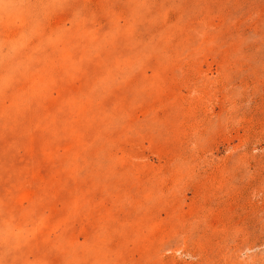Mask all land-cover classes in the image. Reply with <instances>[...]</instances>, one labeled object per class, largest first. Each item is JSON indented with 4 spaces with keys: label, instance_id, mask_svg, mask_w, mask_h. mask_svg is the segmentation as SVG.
I'll return each mask as SVG.
<instances>
[{
    "label": "rangeland",
    "instance_id": "1",
    "mask_svg": "<svg viewBox=\"0 0 264 264\" xmlns=\"http://www.w3.org/2000/svg\"><path fill=\"white\" fill-rule=\"evenodd\" d=\"M0 264H264V0H0Z\"/></svg>",
    "mask_w": 264,
    "mask_h": 264
}]
</instances>
